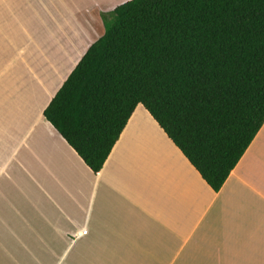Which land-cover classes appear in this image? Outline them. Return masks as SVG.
Here are the masks:
<instances>
[{
  "label": "crops",
  "instance_id": "1",
  "mask_svg": "<svg viewBox=\"0 0 264 264\" xmlns=\"http://www.w3.org/2000/svg\"><path fill=\"white\" fill-rule=\"evenodd\" d=\"M125 1L0 0V264H264V122L214 191L141 104L96 173L43 116Z\"/></svg>",
  "mask_w": 264,
  "mask_h": 264
},
{
  "label": "trees",
  "instance_id": "2",
  "mask_svg": "<svg viewBox=\"0 0 264 264\" xmlns=\"http://www.w3.org/2000/svg\"><path fill=\"white\" fill-rule=\"evenodd\" d=\"M43 110L93 173L137 104L218 191L264 122V0H126Z\"/></svg>",
  "mask_w": 264,
  "mask_h": 264
},
{
  "label": "rangeland",
  "instance_id": "3",
  "mask_svg": "<svg viewBox=\"0 0 264 264\" xmlns=\"http://www.w3.org/2000/svg\"><path fill=\"white\" fill-rule=\"evenodd\" d=\"M30 95L28 93L11 94V98L8 100L9 107L8 103L5 102L3 104L6 106L0 108V120H23L38 115V103L35 105L36 100L29 103ZM28 104H30L29 109Z\"/></svg>",
  "mask_w": 264,
  "mask_h": 264
}]
</instances>
